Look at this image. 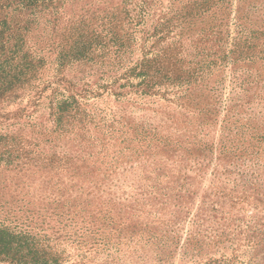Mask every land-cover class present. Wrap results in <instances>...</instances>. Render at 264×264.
<instances>
[{
    "label": "rangeland",
    "instance_id": "1",
    "mask_svg": "<svg viewBox=\"0 0 264 264\" xmlns=\"http://www.w3.org/2000/svg\"><path fill=\"white\" fill-rule=\"evenodd\" d=\"M85 1L100 3L68 0L66 16L77 15ZM188 1L149 0L145 30ZM121 2L112 0V5ZM235 21L246 28L245 35L255 36L257 56L215 67L205 79L213 92L200 90L206 85L202 83L185 92L200 97V102L205 97L204 106H199L210 110V120L195 110L196 100L186 105L178 99L185 86L162 85L152 96L130 86L118 88L125 82L121 74L141 58L143 32L135 33L133 49L121 65H78L65 71L81 94L87 85L93 88L82 103L93 121L88 132L76 124L66 135L55 137L52 132V89L45 87L53 79L52 67L40 76L36 90L45 89L33 112L29 101L36 90L0 104L1 135L21 137L44 154L96 159V165L106 155L105 164L94 173L97 187L78 188L71 182L70 204L84 211L76 222L59 230L62 225L50 221V226L59 227L47 231L51 245L62 252L58 264H264V0H229L218 11L215 24H224L222 51L232 49ZM207 37L199 30L184 36L183 56L188 52L185 57L199 58L193 42H204L206 51L207 46L214 51V38ZM97 123L102 132H109V147H102ZM151 134L172 141L174 151L143 152L137 138ZM2 168L0 222H8L14 231L12 220L21 199L32 197L47 205L52 198L42 179L23 184L14 171ZM107 168L115 171L109 179ZM101 178L105 181L100 185ZM99 209L108 210L113 222L102 219ZM91 213L94 222L88 224ZM82 239L85 242L78 244ZM0 264L12 263L1 256Z\"/></svg>",
    "mask_w": 264,
    "mask_h": 264
},
{
    "label": "trees",
    "instance_id": "2",
    "mask_svg": "<svg viewBox=\"0 0 264 264\" xmlns=\"http://www.w3.org/2000/svg\"><path fill=\"white\" fill-rule=\"evenodd\" d=\"M148 1L122 0L112 5V0H100L98 6L85 1L79 6L77 15L67 17L68 0H0V104L35 91L40 85L43 70L52 67L53 79L45 86L52 89V132L55 137L66 135L75 124L88 132L87 127L93 121L85 114L82 103L84 96L93 88L87 85L81 94L66 78L65 71L78 65L99 64V67L107 65L112 68L121 65L124 55L133 49L135 33L143 32L141 58L121 74L120 79H125V82L119 83L118 88L130 86L141 95L152 96L160 91L162 85L185 86L186 90L178 99L186 105L196 100L198 109L195 110L201 118L210 120V110L200 107L204 106L205 97L200 102V97L185 92L192 84H206V76L217 66L254 59L257 56L253 44L255 36L245 35L246 28L235 21L238 30L232 38V49L222 51L221 27L224 24L216 25L215 20L218 11L229 4V0H189L180 8L172 9L173 13L158 17L146 31ZM197 30L201 36H208V40L214 38L212 44L215 48L211 51L207 46L206 51L204 42H193L194 51L199 56L195 60L185 57L188 52L183 56L181 39ZM260 32L264 35V31ZM198 45L205 47L199 51ZM132 78L138 80L136 84L130 81ZM115 83L116 80L110 88ZM202 86L198 87L202 91H214L212 86ZM45 87L36 90L35 98L29 101L32 112L39 104ZM113 94L121 96V92ZM95 125L101 135L102 147H109V132H102L101 124ZM151 135L137 138L143 152L156 149L174 151L172 141H162ZM114 140L117 141L116 138ZM105 156L102 154L100 163L96 165V159L44 154L42 150L31 149L30 143L21 137L0 134V166L3 171H14L16 176L24 179L23 184L42 179L46 183L44 191L52 198L47 205L32 197L21 199L18 214L12 220L14 231L8 222H0V257L12 264H58L62 252L56 244L51 245L52 239L47 231H56L59 227L50 226V221L61 224L59 230L76 222L84 211H78L70 204L71 182H75L78 188L97 187L94 173L105 164ZM114 172L110 169L105 175L109 179ZM104 181L101 178L100 185ZM88 195L86 192V197ZM97 212L105 221L113 222L108 210L99 209ZM89 215L92 220L88 224H93L95 214ZM85 240L77 243L82 244Z\"/></svg>",
    "mask_w": 264,
    "mask_h": 264
}]
</instances>
